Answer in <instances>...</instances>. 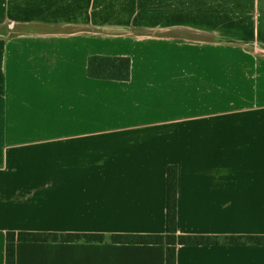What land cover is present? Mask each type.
Segmentation results:
<instances>
[{
	"label": "crops",
	"instance_id": "1",
	"mask_svg": "<svg viewBox=\"0 0 264 264\" xmlns=\"http://www.w3.org/2000/svg\"><path fill=\"white\" fill-rule=\"evenodd\" d=\"M0 264L8 231L264 235V0H0ZM129 56L127 81L91 55ZM16 264H166L164 244L18 242ZM176 264H264L177 245Z\"/></svg>",
	"mask_w": 264,
	"mask_h": 264
},
{
	"label": "trees",
	"instance_id": "2",
	"mask_svg": "<svg viewBox=\"0 0 264 264\" xmlns=\"http://www.w3.org/2000/svg\"><path fill=\"white\" fill-rule=\"evenodd\" d=\"M132 60L129 56L94 54L88 59L87 71L92 78L127 81L131 78ZM177 165L167 167L166 232L164 234L113 233H58L42 231H8L6 233V264H16L18 242H111L119 244H164L166 264H176L177 245L203 244H259L264 245V235L209 236L179 234Z\"/></svg>",
	"mask_w": 264,
	"mask_h": 264
},
{
	"label": "rangeland",
	"instance_id": "3",
	"mask_svg": "<svg viewBox=\"0 0 264 264\" xmlns=\"http://www.w3.org/2000/svg\"><path fill=\"white\" fill-rule=\"evenodd\" d=\"M7 30H8V27L7 26H1L0 27V35L6 33Z\"/></svg>",
	"mask_w": 264,
	"mask_h": 264
}]
</instances>
